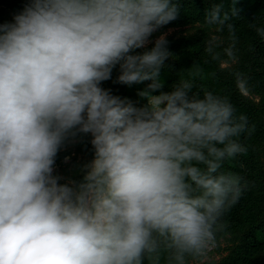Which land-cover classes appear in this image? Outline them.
Wrapping results in <instances>:
<instances>
[{
	"label": "clouds",
	"instance_id": "9594fccd",
	"mask_svg": "<svg viewBox=\"0 0 264 264\" xmlns=\"http://www.w3.org/2000/svg\"><path fill=\"white\" fill-rule=\"evenodd\" d=\"M221 7L208 24L228 19ZM178 12L175 0H32L0 25V264H189L213 245L243 190L221 165L245 151L247 118L188 82L161 91L164 35L130 54ZM117 64L119 82L150 81L144 105L100 87ZM74 128L95 150L75 190L52 175Z\"/></svg>",
	"mask_w": 264,
	"mask_h": 264
},
{
	"label": "trees",
	"instance_id": "16d2710c",
	"mask_svg": "<svg viewBox=\"0 0 264 264\" xmlns=\"http://www.w3.org/2000/svg\"><path fill=\"white\" fill-rule=\"evenodd\" d=\"M16 11H19L17 0H9ZM179 7L176 19L168 25H194L208 24L205 16L213 5H221V16L228 14V19L220 25L222 32L233 40H242L244 48L249 51L250 60L255 62L258 71L249 74V82L259 93H264V38L257 32V27H264V0H175ZM32 0L27 4L30 6ZM238 9V15H232V8ZM0 25H5L0 21ZM210 25V24H208ZM154 45L139 50L134 49L130 54H141L150 50ZM174 58L164 60L160 70V78L163 81L161 91H171L173 86L182 82H188L192 86V92L200 96L207 91L227 98L234 107V115H244L247 118V126L239 137L235 138L245 147V151L232 158L225 159L221 165V171L231 172L241 177L243 185L239 199L231 204L223 212L217 224H233L240 221L242 212L253 202L264 205V171H262L258 155L250 146L255 133V119L258 108L247 101L238 89L239 77L229 74L213 57L212 51L200 37L193 41L179 40L174 45ZM150 81L133 83L131 85L121 83L107 90L111 95L127 99L135 106L140 107L146 103V99L139 93L146 88ZM103 89V88H102ZM158 94V93H156ZM264 222H259L253 227L249 238L247 252L254 254L264 246ZM145 264H153L145 261ZM159 264H164L161 257ZM227 264H238L233 260Z\"/></svg>",
	"mask_w": 264,
	"mask_h": 264
},
{
	"label": "rangeland",
	"instance_id": "374dc122",
	"mask_svg": "<svg viewBox=\"0 0 264 264\" xmlns=\"http://www.w3.org/2000/svg\"><path fill=\"white\" fill-rule=\"evenodd\" d=\"M30 0H17L19 11H16L9 0H0V21L5 25L14 24L15 16L21 14ZM164 35L166 49L169 52L167 60L174 58V45L179 40L193 41L200 37L203 43L210 47L213 57L231 75L239 77L238 89L242 96L258 108L255 119V133L249 146L255 150L264 171V93L257 92L249 82V74L258 71L255 62L250 60L249 51L244 48L242 40L227 37L220 25H163L154 31L146 44L139 50L148 48ZM215 37L214 42L212 38ZM231 50V55H229ZM120 67H113L111 77L100 83L103 89L118 87ZM91 133L80 132L78 128L69 130L62 141L52 165V175L57 183L67 185L74 190L84 182L89 171V165L94 158V146L91 144ZM264 222V205L253 202L242 212L240 221L233 224H217L213 245L204 256L190 260L189 264H227L237 260L238 264H264V246L254 254L247 252L249 238L253 227ZM264 235V234H263Z\"/></svg>",
	"mask_w": 264,
	"mask_h": 264
}]
</instances>
